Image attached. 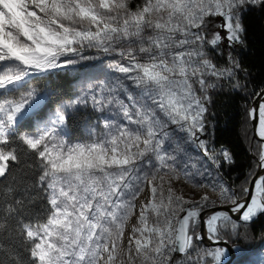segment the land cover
I'll list each match as a JSON object with an SVG mask.
<instances>
[{"label": "snow or ice", "instance_id": "snow-or-ice-1", "mask_svg": "<svg viewBox=\"0 0 264 264\" xmlns=\"http://www.w3.org/2000/svg\"><path fill=\"white\" fill-rule=\"evenodd\" d=\"M130 4L0 0V264H228L223 236L247 241L242 228L264 217V103L248 111L258 171L239 192L197 182L190 159L179 161L191 147L217 169L234 163L209 146L210 90L224 80L240 88L230 50L243 43V13L264 0ZM221 44L227 66L206 51ZM102 58H111L106 70L87 63ZM101 71L103 80L54 108V91L36 86ZM85 115L87 134L73 139ZM181 176L217 199L177 194ZM205 239L213 247H201ZM245 264H264V249Z\"/></svg>", "mask_w": 264, "mask_h": 264}, {"label": "trees", "instance_id": "trees-1", "mask_svg": "<svg viewBox=\"0 0 264 264\" xmlns=\"http://www.w3.org/2000/svg\"><path fill=\"white\" fill-rule=\"evenodd\" d=\"M139 2L140 0H131L130 6L135 8ZM218 22L219 18H216L209 24L207 29L209 36L213 31L219 30ZM242 23L243 43L235 45L230 50L232 58L240 65L237 71L240 88L234 89L227 80L218 82L217 88L210 90L211 104L208 105L207 115L209 122L207 139L209 146L215 150L214 155L221 149H227L234 159L232 165H223L219 169L211 165L227 185L235 188L237 192L248 173L256 171L254 165L260 148V142H251L252 130L248 111L253 98L264 87V9L252 8L244 12ZM206 51L208 57L218 66H227L225 55L229 50L225 49L223 44L216 50L206 46ZM218 52H223L224 55H218ZM75 79L74 73L67 76H54L48 81L38 80L36 86L42 91H54V95L51 96L54 108L57 103L75 95L77 90ZM82 111L87 113L90 109H82ZM86 125V115L78 117L69 129L70 134L74 133L72 138L78 139L85 136ZM250 143L253 156L250 154ZM217 158L222 160L219 156ZM242 230L249 232L251 237L249 240L223 236V240H227L234 248L236 256L241 254L236 252L237 248L247 250L242 253H248L261 248L264 244V217ZM198 243L204 247L201 242Z\"/></svg>", "mask_w": 264, "mask_h": 264}, {"label": "rangeland", "instance_id": "rangeland-1", "mask_svg": "<svg viewBox=\"0 0 264 264\" xmlns=\"http://www.w3.org/2000/svg\"><path fill=\"white\" fill-rule=\"evenodd\" d=\"M93 54L94 53H89ZM119 59L118 57L116 58ZM111 58H102L101 60H94L89 61L87 63L89 64H95L100 65L103 69H107L108 63L110 62ZM75 74V73H74ZM105 78L103 71L96 73L93 77L89 79L84 80H78L75 79V84L77 85L76 93L73 97L81 95L83 91L87 90L89 85L96 84L98 81L103 80ZM67 101V100H66ZM63 101V102H66ZM87 125L85 126L84 130L86 133ZM87 134V133H86ZM190 159L191 165H194V167H191V171L196 174L195 179L197 182H203L208 183L212 180H221L225 184H227L214 170L211 163L209 162L208 158L205 157L202 153L194 150L193 148H188V155L185 156L183 153L179 156V161L181 164L185 161ZM154 163V161H153ZM144 170L151 172L154 169L151 168L150 165H145ZM167 179V177H165ZM173 188L176 190L177 194H182L185 198H193L198 199L200 195L207 192L210 199H217V194L215 192L210 191L207 188H194L190 183H186L184 180V177L181 176L179 180L173 181ZM147 195V192L142 193L139 197V200H143L144 197ZM139 200L136 201V203H139ZM135 217H133L128 224V228L131 227V224L134 222ZM264 249V244L261 246V248L250 251L248 253H241L236 257V259L233 261L232 264H245V261L248 259L249 256H251L253 259H256L260 253V251Z\"/></svg>", "mask_w": 264, "mask_h": 264}, {"label": "water", "instance_id": "water-1", "mask_svg": "<svg viewBox=\"0 0 264 264\" xmlns=\"http://www.w3.org/2000/svg\"><path fill=\"white\" fill-rule=\"evenodd\" d=\"M260 103H264V87L256 94V96L253 98L251 104H250V109L256 108ZM251 123V130H252V137H251V142L253 141H258L260 142V139L258 136L255 135V129L257 125L256 120H250ZM250 154L253 156L252 150H251V143H250ZM258 171V170H256ZM227 241V240H224ZM204 247H213V244L211 241H208L207 239L201 241ZM222 247H225L229 250L228 254V264H232L233 261L236 259V253L232 245L227 241L226 243L221 244Z\"/></svg>", "mask_w": 264, "mask_h": 264}]
</instances>
